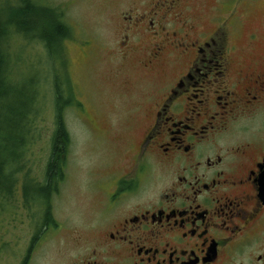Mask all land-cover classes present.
Wrapping results in <instances>:
<instances>
[{
    "label": "flooded vegetation",
    "instance_id": "1",
    "mask_svg": "<svg viewBox=\"0 0 264 264\" xmlns=\"http://www.w3.org/2000/svg\"><path fill=\"white\" fill-rule=\"evenodd\" d=\"M209 1L123 17L127 136L71 264H264V0Z\"/></svg>",
    "mask_w": 264,
    "mask_h": 264
},
{
    "label": "rangeland",
    "instance_id": "2",
    "mask_svg": "<svg viewBox=\"0 0 264 264\" xmlns=\"http://www.w3.org/2000/svg\"><path fill=\"white\" fill-rule=\"evenodd\" d=\"M32 1L57 11H45L44 17L32 14L34 21L29 22V15L17 14L20 0H0V20L5 23L1 44L5 46L6 74L10 81L8 92L0 97V136L16 147L23 138L21 158L14 163L17 180L13 193L0 196V264H71L79 246L77 236L87 222L84 212L99 204V195L109 177L108 165L118 160L116 149L127 136L122 124L128 114L122 106L128 99L114 83L120 62L116 51L125 25L123 17L139 3L138 0ZM213 3L210 0L207 7ZM55 14L61 16L69 32L60 53L58 43L52 41L48 52L38 38L49 33V29L45 32L39 29ZM12 18L20 21L16 27L21 32L8 24ZM247 21L250 30L260 31L258 43L264 45V10L258 7L245 24ZM247 30L246 25L241 27L238 45L244 44ZM57 90L72 99L61 112L69 143L63 177L54 181L53 193L48 198L52 220L44 232L37 227L46 210L43 199L31 200L30 191L29 197H24L23 186L30 179L42 182L57 127ZM23 112L24 123L20 121ZM5 117L16 119L18 127L26 131L22 128L12 131L6 127ZM32 240L33 248L28 255ZM82 243L90 241L83 238Z\"/></svg>",
    "mask_w": 264,
    "mask_h": 264
},
{
    "label": "trees",
    "instance_id": "3",
    "mask_svg": "<svg viewBox=\"0 0 264 264\" xmlns=\"http://www.w3.org/2000/svg\"><path fill=\"white\" fill-rule=\"evenodd\" d=\"M49 6H45L43 4H37L34 3L32 0H20V7L17 11L18 15L21 16H27V15H42L44 17L45 11H50L55 13L54 8L49 9ZM54 10V11H53ZM56 15V14H55ZM54 15V18L49 17L48 22L49 23H42V27L38 25V28L41 27V32H45L46 29H49V33L38 35V38L42 41L43 46L50 51L51 48V42L58 43L57 49L58 52L62 50V41L63 39L68 35V28L63 24L61 16L60 15ZM31 17V16H30ZM32 17L30 18L29 22H31ZM19 20L16 18H12L8 20V24H11L12 27L17 29V31L21 32L16 27V22ZM34 21V20H32ZM20 22V21H19ZM34 23V22H33ZM28 25H31L29 23ZM5 34V23H2L0 20V97L5 95L7 91V87L10 84L9 78L6 74L7 70V57L5 55V46L2 45V40ZM34 37V36H33ZM53 46V45H52ZM33 96V95H32ZM72 100L71 98H65L63 97V93H61L60 90H57L55 94V101L57 103L56 107V113H57V127L55 131L53 132L52 139H51V145H50V156L48 163L46 165L42 182L41 183H35L31 179L27 181V185L23 186L24 190V197L28 198V194L30 195L31 192L32 195L30 196L31 200H40L43 199L42 203L44 207L46 206V210L44 213V219L41 220L39 224H37L38 230L40 228L45 229L47 227V223H49L52 218L50 216L49 211V205H48V198L51 193H53V183L56 180H60L63 177V164H64V156L68 149V143H69V136L68 132L65 129L63 116H62V109L64 108V104L70 102ZM33 97L29 99V105L32 103ZM15 114V112H14ZM13 114V115H14ZM22 114V113H21ZM16 117V114L14 115ZM24 118V112L22 115V118L20 121H22ZM6 121V127H9L13 129L12 131H15V129H26L24 127H18V123L16 122V119H11L8 117L4 118ZM24 123V120H23ZM17 125V127H16ZM23 125V124H22ZM10 131V130H8ZM7 132V131H6ZM10 136V135H9ZM12 140L15 138L10 137ZM9 139L5 138L4 136H0V196H10L13 193L15 183H16V177H15V171H14V163L18 161L19 158H21L20 149L22 148L23 138L21 141H19V152H18V144L16 147V144H13L11 146ZM30 191V193H29ZM28 192V193H27ZM50 224V223H49Z\"/></svg>",
    "mask_w": 264,
    "mask_h": 264
}]
</instances>
